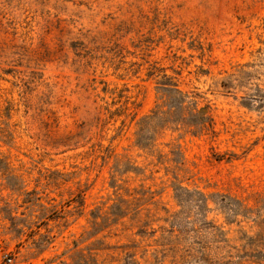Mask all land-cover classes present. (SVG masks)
I'll list each match as a JSON object with an SVG mask.
<instances>
[{
  "label": "rangeland",
  "instance_id": "1",
  "mask_svg": "<svg viewBox=\"0 0 264 264\" xmlns=\"http://www.w3.org/2000/svg\"><path fill=\"white\" fill-rule=\"evenodd\" d=\"M0 264H264V0H0Z\"/></svg>",
  "mask_w": 264,
  "mask_h": 264
}]
</instances>
